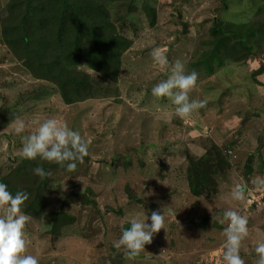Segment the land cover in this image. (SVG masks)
Instances as JSON below:
<instances>
[{
	"label": "rangeland",
	"instance_id": "1",
	"mask_svg": "<svg viewBox=\"0 0 264 264\" xmlns=\"http://www.w3.org/2000/svg\"><path fill=\"white\" fill-rule=\"evenodd\" d=\"M40 1L44 9L37 17L54 1L52 10L58 6L57 0ZM98 2L127 42L114 72L92 59L89 43L72 55L50 41L41 66L25 60L21 43H10L21 34L10 28L23 1L0 0V180L6 179L10 192L29 195L23 206L31 218L27 254L39 264H225L223 213L231 209L248 217L240 255L245 264H256L255 248L264 242V200L246 206L232 193L241 185L246 194L264 172V0ZM28 25L31 43L45 36L44 22ZM213 27L232 46L221 65L208 56L216 42ZM254 27L258 35L246 40L244 31ZM238 41L251 44V52L243 55ZM155 47L166 49L170 62L180 60L186 73L199 74L190 99L206 104L190 118H179L170 100L152 95L153 86L171 74L155 66ZM57 74L86 84L75 91L65 83L61 91ZM60 92L72 102L65 103ZM37 117L66 123L89 142V155L75 171L22 158L21 135L36 131ZM18 118L26 124L21 135L14 131ZM205 153V187L195 195L189 186L196 177L188 167ZM37 167L50 175L41 179ZM155 210L164 215L166 232L155 233L145 252L128 259L114 242L131 218L148 216L150 224Z\"/></svg>",
	"mask_w": 264,
	"mask_h": 264
},
{
	"label": "clouds",
	"instance_id": "2",
	"mask_svg": "<svg viewBox=\"0 0 264 264\" xmlns=\"http://www.w3.org/2000/svg\"><path fill=\"white\" fill-rule=\"evenodd\" d=\"M150 55L157 68L171 70L167 79L153 86L154 97L170 100L175 106V114L181 119L190 118L194 112L205 106L206 101L190 99L199 78L195 70L186 73L185 65L180 60L170 62L166 49L155 47ZM32 123L38 125L36 131L21 135L26 130L25 121L19 118L14 121V131L21 135L22 158L36 160L39 157L42 161L66 167L72 172L76 170L77 162L83 163L84 158L89 155V142L66 123L61 124L54 118L41 122L38 117ZM33 171L41 179L50 175L41 167ZM261 190H264V187ZM232 195L235 200L243 201L244 188L237 185ZM28 199V193L17 191L13 195L8 190V185L0 183V264H39L36 256L27 254L25 227L31 218L25 214L23 206ZM223 217L228 221L224 228L223 261L225 264H245L240 250L242 242L249 236L248 217L231 209L224 211ZM148 219V216L144 219L131 218L130 227L122 232L118 241L114 242V247L125 249L128 259L145 252V245L152 243L155 233L161 229L166 232L165 217L159 210L152 211L150 224L146 222ZM255 252L258 256L256 264H264V242L256 246Z\"/></svg>",
	"mask_w": 264,
	"mask_h": 264
},
{
	"label": "trees",
	"instance_id": "3",
	"mask_svg": "<svg viewBox=\"0 0 264 264\" xmlns=\"http://www.w3.org/2000/svg\"><path fill=\"white\" fill-rule=\"evenodd\" d=\"M22 1L24 9L21 16L16 17L15 25L10 28L12 30L16 28L20 29L21 34L19 36V40H10V43H14L16 41L21 43L22 50L25 54V60H28L29 62L34 60L36 61L34 63L41 66L44 63L50 41H58V43H61L59 49H64V51L67 50L64 46H67L72 52V55L79 52L78 48L81 43V45L89 43V51L92 59H99L102 64L108 66L113 70V72L114 70L116 71L118 68L119 55L125 48H127V42L120 38L113 26L108 22L107 13L102 9L101 4L98 2L101 0H57L58 6L56 9L52 10L54 1L51 10L45 11L48 13H42L40 15L41 17L36 16V11L40 12L44 9V4L41 3L40 0ZM35 20L44 22L42 27H44L43 30H46V34L45 36L43 34V38L32 41L33 43H31L29 41V37L31 36V32L29 30L33 29L26 28H30L28 24H34ZM36 28L38 27H35V29ZM254 28H249L244 31V37L246 40L254 39L258 35L257 33L259 30ZM210 34L212 37L216 38V42H213L208 56L213 58L215 63L219 65H221L224 61H229V52L232 46L230 47L227 42H224L225 37L218 31L217 28H211ZM262 37L264 39V34H262ZM237 45L244 49L243 55H246L252 50L251 44L245 46V44L241 41H238ZM220 47H222L221 54L219 52ZM207 64H209V62H207ZM90 68H94V66L92 65ZM206 71H210V66L206 67ZM60 76L61 74H57L55 78H59L60 81L63 82L60 87L61 91H63L65 83L72 84L75 91L78 86H83L85 83L76 82L74 77L69 74H65V76L62 77L63 79ZM84 79L86 80V77H84ZM60 96L64 99L65 103L72 102L62 92H60ZM77 100L78 99L74 101ZM213 154L215 155L213 160L218 162L217 164L223 162L219 157L217 149H213ZM203 157V159H199L196 162H190L188 167V171L196 177V185L194 186L195 182L193 184V182L190 181L189 186L191 192L195 195L200 192L199 189L205 187L201 184V182L206 180L207 172L206 169H204V164L209 165V161L206 159V153ZM256 177H264V172ZM0 183L6 184L7 181L3 178V180H0Z\"/></svg>",
	"mask_w": 264,
	"mask_h": 264
},
{
	"label": "built area",
	"instance_id": "4",
	"mask_svg": "<svg viewBox=\"0 0 264 264\" xmlns=\"http://www.w3.org/2000/svg\"><path fill=\"white\" fill-rule=\"evenodd\" d=\"M253 187H249L250 189L246 190L244 204L246 206L252 205H260L264 200V190H261L264 187V177H262L258 182L255 183Z\"/></svg>",
	"mask_w": 264,
	"mask_h": 264
}]
</instances>
